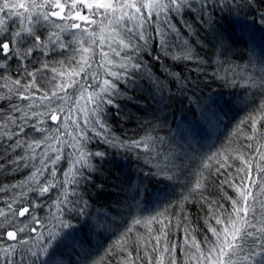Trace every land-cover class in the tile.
Listing matches in <instances>:
<instances>
[{"label": "snow or ice", "instance_id": "6c2138e0", "mask_svg": "<svg viewBox=\"0 0 264 264\" xmlns=\"http://www.w3.org/2000/svg\"><path fill=\"white\" fill-rule=\"evenodd\" d=\"M251 2L252 0H247V6H250ZM197 4L199 7L196 6ZM242 4L244 0H211V2L195 0V3L193 0H0V57L5 58V63H0V69L7 67V60L22 61L32 56L34 48H47L49 44H58L61 49L69 47L70 44H65L61 40V35L64 33L70 34L72 41L79 45L73 51L80 56L75 68L67 73H60L61 76L66 74L68 79L54 84L51 91L44 90L39 97L36 94L42 89L37 86L36 78L31 72H27V75L32 77L28 84L22 83L20 79L5 78V84L0 86L8 87L9 79L14 86V88L8 87L9 95H0V100L11 101V97L15 96L21 101H32L27 105L28 110L34 106L44 109L42 112H32V117L37 118L36 124L32 125L36 132L47 131L37 127L43 123L40 117H49L53 122L61 121L55 129L56 139H59L60 127L64 126L66 129L68 121H71L76 128V135L72 136L74 142L64 141L68 147L74 149L72 153L74 159L70 161V168L64 172L63 181L57 180L55 165L61 159L57 154L54 158L49 157L53 166L50 179L45 176L48 164L41 160L42 166L31 171L25 181L13 184L10 188L0 187V192H8L16 188L25 189L0 206V264H17L13 257L18 253L22 257L21 264L25 259L29 260V264H60L58 257L63 254V249L83 247L86 241L80 239V230L61 217L66 208L77 215L88 214L86 212L89 207L88 201L82 195H77L75 190L72 194L76 195V200H69L67 186L70 183L79 184L80 180L77 177L90 179L91 171L95 170L91 158L105 156L103 152L90 153L86 150V143L90 137L85 129L92 131L95 136L102 138L114 148H123L127 151L132 149L154 151L152 145L155 139L151 135L130 142L111 136L106 121V106H114L119 115L120 105L117 101L121 96L129 102H134L136 97L122 91V85H130L134 90L138 85V77L148 81L150 87L162 91L160 80L155 78L150 70H146L147 65L142 55L155 39L159 41L156 46L165 55H170L173 60H191L192 48L184 37L192 35L199 37L200 30L207 25L215 41L213 46L218 49L220 55L227 56L235 47L229 35L228 21L232 8H239ZM209 7H212L213 11H209ZM215 9H219L224 14L217 17ZM14 17L19 19V26L17 30L10 32L9 21L15 23ZM260 19L264 22V15ZM39 27L50 29L47 40H43L37 31ZM105 45L115 57H119L120 62L117 63L109 58L108 52L102 51L103 63L98 64L93 71L94 46L102 49ZM177 48L182 49L179 54L176 53ZM72 59H75V56ZM153 59L159 60L160 56L157 55ZM248 63L255 68L254 59H250ZM113 68H119L120 71H113ZM101 69L103 75L111 79L105 78L97 86ZM52 70L56 71V69ZM89 72H91L90 84H81L80 80L75 79L83 73L81 80L88 81ZM169 75L174 74L169 73ZM237 77L244 80L241 86L249 90L250 95L259 96L258 103L253 101L256 103L255 109L245 120L240 121V125L247 124L250 128V133L245 139L256 141L257 146L254 155L245 153L231 155L227 150L213 153L201 162V170L193 174L194 183L190 187V192H200L205 188L203 169H209L213 164L218 165L215 173L212 174L224 175L225 179L221 184L233 188L237 196L228 197L231 201L230 211L216 201L208 202L209 214L206 223L211 238L206 237L202 242L192 237L189 241L186 235L184 245L179 246L182 250L187 249L184 252L188 258L186 264H264V61L261 62L259 72L244 76L243 70L239 73L233 71L231 79L227 77L223 79L226 84L236 87ZM74 86L80 88L75 103L78 105L80 100H85L86 105H92L91 108L80 109L83 113H90V116L85 115V128H81L77 120L72 119L77 109L67 107L73 100L68 89ZM89 87H93L94 90L89 92ZM33 88L35 91L30 92ZM61 92L63 95L60 94ZM85 93H87L86 98ZM36 99L40 101L39 105L35 104ZM212 103L215 104V101ZM21 111L24 112L22 117L14 115ZM32 117L28 116L27 110H22L19 105L11 102L8 104L7 113L0 108V139L6 138L7 141L12 142L15 138L14 143L3 145L5 152L15 153L17 148L23 147L19 137L21 134L27 135L25 128ZM18 119L23 120V124L18 123ZM51 138V136L44 137L45 140ZM40 143L41 141L33 140L27 146L34 152L33 145L39 147ZM245 147L251 150L253 145L249 143ZM44 155L47 156V153ZM137 158L139 159V153ZM25 159V156L17 155L12 161L9 157L10 162L15 163L17 168ZM153 159L156 157L148 158L147 162L151 164ZM192 159L193 157L187 152L171 149L165 154L163 163L153 164L155 171H151V175L161 182L177 181L178 177L191 167ZM235 161H239L240 166H236ZM24 166L27 167V164ZM2 167L3 165L0 164V168ZM233 167H236L235 175L231 171ZM81 168L90 170L88 177L84 176ZM254 172L259 174V179L254 177ZM41 177L44 179L42 180ZM100 187L102 189L103 186ZM56 188H61L57 200L53 201L59 213L54 217L57 225L48 229L45 237L42 232H38V227H43L41 218L33 214L40 205L29 200L28 193L45 197ZM139 191L137 185L136 193L138 194ZM135 198L136 196L133 195L132 199ZM184 199L187 200L188 197L185 196ZM68 205H71V208H68ZM138 206L139 201H137ZM164 216V213H158L156 216L132 220V226L126 229L114 245V248L123 254L121 264H138V262L139 264H178L175 255L178 245L174 242L170 243L168 239L171 220L166 217L158 218ZM25 220L28 222L25 223ZM157 223L160 227L154 228L153 225ZM137 225L144 226L151 239L145 240L140 235L135 241L138 246L129 249L128 245L132 239L130 234ZM25 233L36 235H22ZM141 246L143 255H141ZM149 248L151 251L148 250Z\"/></svg>", "mask_w": 264, "mask_h": 264}, {"label": "trees", "instance_id": "16d2710c", "mask_svg": "<svg viewBox=\"0 0 264 264\" xmlns=\"http://www.w3.org/2000/svg\"><path fill=\"white\" fill-rule=\"evenodd\" d=\"M193 2L195 3V0ZM196 6L199 7L198 4ZM209 11H213V8L209 7ZM215 12L217 17L224 14L219 9H215ZM262 15H264V0H252L250 6H247V0H244L241 7L232 8L227 27L235 47L229 51L227 56L220 55L218 49L213 46L215 41L207 25L200 30L199 37L194 35L184 37L192 48L193 59L191 60H173L170 55H165L156 46L159 43L158 39L153 40L145 49L142 55L147 65L146 70H150L153 76L160 80L163 86L162 91L150 87L148 81L139 77L137 78L138 85L134 90L130 85H122V91H126L129 96L136 97V99L134 102H129L121 96L117 101L120 105L119 115L114 106H106V121L110 135L121 141L141 140L146 135H151L155 139L152 145L154 151L145 152L138 149L127 151L123 148H114L105 143L102 138L95 136L92 131L85 129L90 137L86 143V150L90 153L103 152L105 156L91 158L95 170L91 171L90 179L77 177L80 180L79 184L70 183L67 186L69 200H76V195L72 194L75 190L77 195H82L88 201L89 207L86 209L88 214L86 216L77 215L66 208L61 218L78 228L81 232L80 239L86 243L83 247L63 249V254L58 257L60 264H121L123 254L114 248L116 241L121 238L129 226H132L134 218L144 219L156 216L158 213L165 214L164 217H158L159 219L166 217L171 220L168 239L170 243L174 242L178 245L175 253L178 264H186L188 259L184 254L187 249L182 250L179 247L184 245L186 235L189 241L192 237L202 242L206 237L211 238L206 223L209 214L208 202L216 201L217 204L223 205L226 210L230 211L231 201L228 197L236 198L237 194L227 184H221V181L225 179L224 175L212 174L218 167L215 164L209 169H203L205 188L202 191L191 193L190 187L194 183L193 174L201 170V162L213 153L225 150L231 155L237 153L254 155L255 153L256 141L245 139V136L250 133V128L247 124L240 125V121L245 120L248 114L255 109L259 96L250 95L249 90L241 86L244 83L243 79L237 77L238 84L233 87L226 84L223 78L231 79L233 71L239 73L243 70L244 76L248 73L259 72L261 62L264 61V22L260 19ZM14 20H17V23L13 21L9 23L11 24L10 31L18 29L19 19ZM37 31L43 40H47L50 29L39 27ZM63 38L67 42L68 38L64 35ZM68 44H70L69 47H75L71 43ZM48 47H53V45L49 44ZM104 47L109 49L106 45ZM104 47L95 49L98 57L96 67L92 68L93 71L96 70L98 64L103 63L101 53L104 52ZM44 51L46 53L34 48V54L25 60H7V67L0 69V86L5 84V78L20 79L22 83L28 84L32 77H29L27 72H31L36 78L37 86L42 89L36 94L39 97L44 90L51 91L54 84L67 80L68 76L66 74L61 76L60 73H67L75 68L76 61L66 60V64L60 60L52 61L51 52L47 49ZM181 51V48L176 49L177 54ZM157 55L160 59L154 60L153 57ZM250 59H254L255 68L248 63ZM0 63H5V58L0 57ZM112 70L120 71L119 68ZM100 72V81H97V86L103 79H111L103 75V69ZM169 73L174 75H169ZM81 75L84 74L81 73ZM11 79L8 80V87L14 88ZM78 80L81 84H90L91 72H89L88 81L81 80V77ZM8 87H0V95H9ZM93 90V87L88 88L89 92ZM34 91V88L30 90V92ZM68 93L73 100L67 107L77 109L72 119L77 120L81 128H85V115L90 116V113H83L80 109L91 108L92 105H86L85 100H80L78 105L75 103L80 94L79 86H74ZM60 94L63 95V92ZM86 96L87 93H85V98ZM212 101H215V104ZM9 102L19 105L22 110H27L29 117H32L33 111H44L39 106L28 110L27 105L32 103L31 100L21 101L12 96L11 101L0 100V108L5 113L8 112ZM39 103L40 101L36 99L35 104L39 105ZM14 115L22 117L24 112H17ZM36 119L32 117L28 120L25 128L27 135L21 134L19 137L23 147L17 148L15 153L5 152L3 147L8 143H14L15 138L12 142L7 141L6 138L0 139V164L3 165L0 168V187L10 188L13 184L25 181L31 171L42 166L41 160L48 164L45 176L50 179L53 166L49 157L54 158L57 154L61 156L60 161L55 165L57 180L65 179L64 172L71 166L70 161L74 159L72 156L74 149L68 147L64 141L74 142L72 136L76 135L75 125L68 121L66 129L64 126L60 128L59 139H56L55 129L60 121L53 123L49 117H40L43 123L37 127L47 131L36 132L32 128V125L36 124ZM17 122L23 124V120L18 119ZM45 136L52 138L45 140ZM33 140L41 141L39 147L33 145L34 152L27 146ZM249 143L253 145L251 150L245 147ZM171 149L187 152L190 157H193L190 162L191 167L180 175L177 181L161 182L151 175V171H155L153 164L163 163L165 154ZM45 153L47 156L44 155ZM138 153L139 159L137 158ZM157 153H159L158 156ZM17 155L26 157L20 162L18 168L9 160L11 157L14 161ZM150 157H156L151 164L147 162ZM186 163L189 162L186 161ZM25 164L27 167L24 166ZM235 165L240 166L239 161H235ZM81 171L85 177L89 176V169L81 168ZM231 171L235 175L236 167H233ZM253 175L259 179V174L254 172ZM41 179L43 180L44 177ZM100 185L103 186L102 189ZM137 185L140 188L138 194L136 193ZM22 190L25 189L16 188L8 192H0V206H3L4 201H10L16 193ZM60 191L61 188L52 189L45 197L28 193V199L40 205L33 214L41 218L43 227H38V232H42L45 237L47 230L57 225L54 217L59 213L53 201L57 200ZM133 195L136 196L135 199H132ZM185 196L188 197L187 200L184 199ZM137 201H139L138 207ZM67 207L71 208V205ZM27 222L25 220V223ZM212 223L214 224V221ZM153 227L159 228L160 225L157 223ZM22 235L34 236L36 234ZM130 235L132 239L128 245L129 249L138 246L135 241L140 235L145 240L151 239L146 228L141 225L135 226ZM4 243L10 242L4 241ZM148 250L151 251L150 248ZM141 255H143L142 246ZM13 258L17 264H21L22 257L19 253ZM23 264H29V260L25 259Z\"/></svg>", "mask_w": 264, "mask_h": 264}, {"label": "rangeland", "instance_id": "374dc122", "mask_svg": "<svg viewBox=\"0 0 264 264\" xmlns=\"http://www.w3.org/2000/svg\"><path fill=\"white\" fill-rule=\"evenodd\" d=\"M21 12L23 11L22 9L20 10ZM15 19V17L13 18V20ZM16 23H17V20H14ZM9 23H11V21H9ZM11 29V28H10ZM15 31V30H14ZM98 31V30H97ZM11 32V31H10ZM107 34V33H106ZM63 35L64 37H67V42L65 41V39L63 38ZM61 40L62 42H64L65 44H68V43H71L73 45H75V47H67V48H64V49H61L59 47L58 44L56 45H53V47H47V48H38L39 51H42L44 53H46L44 51V49H47L49 52H51V60L54 61V60H60L63 64H66V60L68 61H71V62H74V61H78L80 59V56L79 54L75 53L73 50L78 48L79 45L76 44L74 41H72V36L68 33H64L61 35ZM96 49V47H94ZM105 48V47H104ZM63 52V54L61 53ZM104 52H108L109 53V58L115 60L117 63H119L120 61H118L119 57H115L112 53H111V50L110 49H104ZM75 56V59H72V57ZM97 57H98V53L97 51L95 50V55L93 56V67L95 68L96 67V60H97ZM74 60V61H73ZM76 65V63H74ZM73 64V65H74ZM76 67V66H75ZM93 70V69H92ZM95 71V70H94ZM82 75L80 74V76H77L75 77V79H79V77H81ZM73 88H70L68 89V91L72 90ZM67 111V110H66ZM58 122V121H57ZM60 124H61V121H60ZM63 126H61L60 128L62 129Z\"/></svg>", "mask_w": 264, "mask_h": 264}, {"label": "water", "instance_id": "95a60500", "mask_svg": "<svg viewBox=\"0 0 264 264\" xmlns=\"http://www.w3.org/2000/svg\"><path fill=\"white\" fill-rule=\"evenodd\" d=\"M53 122V121H52ZM53 123H56V122H53Z\"/></svg>", "mask_w": 264, "mask_h": 264}]
</instances>
